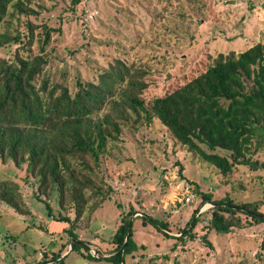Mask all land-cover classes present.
Instances as JSON below:
<instances>
[{
  "label": "rangeland",
  "instance_id": "374dc122",
  "mask_svg": "<svg viewBox=\"0 0 264 264\" xmlns=\"http://www.w3.org/2000/svg\"><path fill=\"white\" fill-rule=\"evenodd\" d=\"M70 2L33 0L31 7L38 14L30 19L60 28L46 49V75L51 82L64 81L72 92L76 79L97 84L120 63L129 67L134 80L147 84L142 97H159L203 72L216 55L238 54L264 43V0H81L75 12L69 10ZM30 49L36 54L37 43ZM0 56L7 57L6 50H0ZM257 147L255 154L247 155L262 162L264 144ZM27 173L0 161V181L16 184L25 205L24 212H17L0 202V264H35L43 253L50 257L58 252H63L62 264H111L88 260L83 250L69 252L64 231L72 226L80 242L108 257L119 214L130 208L136 211L132 220L146 215L166 221L171 224L169 234L177 238L200 203L195 186L213 199L229 197L237 204L264 197V171L237 167L222 176L157 121L137 130L123 128L120 140L108 144L95 181L106 200L99 202L101 194L86 193L87 205L77 217L76 207L60 205L56 195L39 197L53 217H66L71 225L47 217L44 203L34 195L37 180ZM188 195L189 203L184 200ZM211 207H200L198 215L205 214L194 239L185 238L184 245L136 219L133 240L138 249L125 264H264V224L226 235L207 232L206 211ZM259 212L264 214V204ZM204 235L211 247L202 242Z\"/></svg>",
  "mask_w": 264,
  "mask_h": 264
},
{
  "label": "trees",
  "instance_id": "16d2710c",
  "mask_svg": "<svg viewBox=\"0 0 264 264\" xmlns=\"http://www.w3.org/2000/svg\"><path fill=\"white\" fill-rule=\"evenodd\" d=\"M32 2L0 0V50L8 54L0 56V161L25 168L37 180V199L56 195L60 205L76 207L77 217L87 205L86 193L101 194L99 202L106 200L95 181L108 144L120 140L123 128L137 130L153 121L222 176L237 167L264 171V160L247 155L258 151V143L264 144V43L238 54L216 55L203 72L159 97H142L147 84L134 80L129 67L120 63L116 71L101 75L97 84L76 79L72 92L64 81L51 82L46 75L50 62L47 46L52 34L61 30L32 21L30 18L38 14ZM80 2L71 0L69 10L75 12ZM34 42L38 52L31 55ZM126 76L131 79L126 80ZM194 194L200 203L177 238L169 234L171 224L166 221L146 215L131 221L136 211L130 208L119 214L109 257L103 258L99 250V258L93 257L82 245L88 243L79 241L72 226L64 231L66 247L73 242L71 252L83 250L82 256L88 260L125 264L126 257L138 249L133 240L136 219L184 245L185 238L194 239L195 228L205 214L198 212L206 203L212 206L206 211L210 215L207 232L226 235L233 229L264 224V214L259 212L264 197L237 204L229 197L213 199L197 186ZM0 202L24 212L18 186L10 181H0ZM41 202L47 217L71 225L66 217H53L49 205ZM97 205L95 202L91 208ZM201 240L211 247L206 235ZM45 254L35 264H62L63 252L50 257Z\"/></svg>",
  "mask_w": 264,
  "mask_h": 264
},
{
  "label": "water",
  "instance_id": "95a60500",
  "mask_svg": "<svg viewBox=\"0 0 264 264\" xmlns=\"http://www.w3.org/2000/svg\"><path fill=\"white\" fill-rule=\"evenodd\" d=\"M262 217H264V216H262ZM131 221H132V218H131ZM127 238H128V236H126L125 237V241H124V244H123V246H122V248H121V250H123V247H124V245H125V243H126V241H127ZM72 244H73V242H71L70 243V250H69V252H71V250H72ZM83 245V247L90 253V254H92L95 258H99V256L97 255V253H96V251L95 250H93L91 247H89L88 245H85V244H82ZM68 254V253H67ZM67 254H65L64 256H66ZM109 257V256H108ZM103 258H107V257H103Z\"/></svg>",
  "mask_w": 264,
  "mask_h": 264
},
{
  "label": "built area",
  "instance_id": "2783aa9c",
  "mask_svg": "<svg viewBox=\"0 0 264 264\" xmlns=\"http://www.w3.org/2000/svg\"><path fill=\"white\" fill-rule=\"evenodd\" d=\"M184 200L189 203L192 200V195H188L186 196V198H184Z\"/></svg>",
  "mask_w": 264,
  "mask_h": 264
}]
</instances>
